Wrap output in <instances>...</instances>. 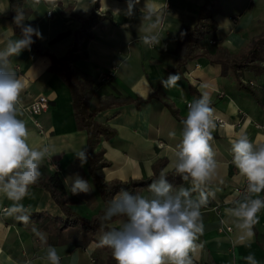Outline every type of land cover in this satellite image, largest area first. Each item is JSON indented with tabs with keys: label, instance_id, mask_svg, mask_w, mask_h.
I'll use <instances>...</instances> for the list:
<instances>
[{
	"label": "crops",
	"instance_id": "crops-1",
	"mask_svg": "<svg viewBox=\"0 0 264 264\" xmlns=\"http://www.w3.org/2000/svg\"><path fill=\"white\" fill-rule=\"evenodd\" d=\"M205 1L170 0V7L166 8L165 0H132L134 7L129 14V1L101 0L98 12L106 18L92 29L88 59L78 60L73 68L87 82L92 106L112 98H147L157 93L139 107L126 104L98 116L103 115L104 123L116 132L114 137L100 143L111 162L103 169L107 184L114 179L149 178L158 160L165 161L161 172L177 174L170 164L182 140L183 126L166 104L179 108L180 115L186 117L187 104L208 93L216 125L210 144L218 168L204 186L207 203L201 208L203 232L198 234L195 241L198 247L189 256L195 264H247L244 257L253 254L259 264H264V209L257 214L254 236L243 242L236 219L225 211L242 199L237 189L244 181L232 163L231 140L243 133L254 143H264V70L243 71L237 79L231 70H224L220 64H212L207 55H201L187 62L182 72L172 73L181 77L175 86L158 89L167 72L177 64L173 52L180 28L195 26ZM94 4L95 0H26L25 7L30 10L29 20L36 23L41 33L39 44L56 57H62L74 35L55 38L62 32L79 29L80 18L88 17ZM209 9L216 25V39L214 43L202 41V47L209 44L237 54L264 27V0H214ZM10 15V0H0V50L9 40L20 38ZM9 61L25 83L19 97L18 118L29 129L28 143L37 149L49 148L41 163L39 180L57 174L66 188L65 200L70 208L89 218L95 216L104 204L88 173V161L81 166L75 156L86 148V134L78 125L68 85L50 70V58L31 47L18 56H10ZM260 65L264 68V52ZM109 74H112L109 80L102 81V76ZM240 80L253 93L242 87ZM40 95L48 96L50 105L34 118L23 108ZM77 173L89 182L90 192L71 194V177ZM181 187L192 190L193 199L199 198L200 191L193 190L191 178L174 186L173 191ZM137 193L150 195L148 187L139 188ZM259 198L264 199V191ZM20 203L27 211L48 216L24 224L16 219L18 214H9L14 202L0 193V264H49L46 259L49 246L55 247L60 264H108L110 251L101 243L103 232L97 233L96 239L87 245H80L74 228L60 230L52 221V216L63 212L49 190L30 186ZM34 228L44 234L46 243Z\"/></svg>",
	"mask_w": 264,
	"mask_h": 264
},
{
	"label": "clouds",
	"instance_id": "clouds-1",
	"mask_svg": "<svg viewBox=\"0 0 264 264\" xmlns=\"http://www.w3.org/2000/svg\"><path fill=\"white\" fill-rule=\"evenodd\" d=\"M133 7L129 0V14ZM24 21L23 14L17 13L14 23L20 29V38L9 40L0 50V193L14 202L9 214H18L16 219L27 224L30 215L20 201L40 179L41 163L49 148H33L28 143L26 122L18 118L19 97L25 83L10 67L9 57L18 56L24 49L30 50L35 42L33 36L42 38L38 28ZM180 79L179 73L169 74L161 83L164 87H173ZM182 123V140L170 168L184 180L191 178L193 190H199L200 196L193 199L192 190L183 187L174 192L164 172L148 185L149 196L119 189L101 216L102 225L120 218L119 227L109 228L101 236V243L112 250L116 264H193L189 253L198 247L195 241L203 232L201 208L207 203L204 186L213 179L218 168L216 153L210 144L211 132L216 126L214 109L207 92L188 106ZM231 146L232 163L247 181V188L242 199L225 211L236 219L243 242L254 236L257 214L264 209V199L259 198L264 191V143H254L242 133L231 140ZM75 156L81 166L87 163L86 148L77 151ZM90 191L89 182L78 173L71 177L72 195ZM33 231L46 243L43 233L35 228ZM46 259L49 264H60L61 258L55 247L49 246ZM244 260L247 264H259L253 254H248Z\"/></svg>",
	"mask_w": 264,
	"mask_h": 264
},
{
	"label": "trees",
	"instance_id": "trees-1",
	"mask_svg": "<svg viewBox=\"0 0 264 264\" xmlns=\"http://www.w3.org/2000/svg\"><path fill=\"white\" fill-rule=\"evenodd\" d=\"M100 1L95 0L94 10L86 18H80L81 26L79 29L71 32L66 31L60 33L55 40H58L64 36L73 34L74 40L70 44L67 53L62 57H56L45 50L38 42V38L35 36L32 39L35 41L30 47L34 49L38 54L44 55L50 58L51 66L50 70L56 72L68 85L72 96V102L76 111V118L80 129L86 134V149L88 156V173L92 178L95 188L99 191L100 197L103 201L104 207L98 214L89 218L73 211L65 200L66 188L61 178L54 174L47 180H38L36 184L31 186L43 187L50 191L52 197L56 203L62 209L63 215L52 216V221L57 224L60 230L66 228H74L76 233V241L80 245H87L92 240H95V235L99 232H103L112 227H119L120 218H114L111 222L104 223L102 225L101 216L104 209L107 206L108 201L119 191L121 188H125L137 194L139 188L148 187V185L159 178L161 170L164 166V160H158L154 164V174L145 179L122 181L114 179L108 184L104 179V168L109 166V162L104 159L105 149L99 148L102 140H108L115 136L114 129L102 123L98 120V116L103 111L108 109H114L126 104H135L139 107L142 103H148L152 98L157 96V93H153L147 98H130L122 97L117 99H109L104 104L91 105L90 92L87 82L84 81L74 70L73 64L78 60L88 59V44L93 38L92 29L94 26L106 18L105 15L100 14ZM129 1V0H119ZM214 0H206L200 9L197 23L193 27L182 26L180 28V37L174 55L177 59L175 68L169 70L165 77L175 72H182L185 64L189 61L196 59L199 56L207 55L212 64H220L224 70H231L233 75L239 79L243 71H259L264 68L260 65L264 52V27L260 34L251 39V41L237 54L229 52L227 49L219 46H209V44L201 46V42L208 40L209 43L215 42L216 39V25L212 20L211 10L209 6ZM26 0H10L11 15L14 31L16 35L20 36V29L15 25L14 18L17 13H22L24 17V23L30 24L34 28H37L35 22L29 20L30 10L25 7ZM240 85L247 90L253 91L240 80ZM163 84L160 82L158 89ZM193 91V89H192ZM172 115L182 124L186 117L180 115L179 108L173 105L166 104ZM166 178L169 183L174 186H178L183 183V178L179 174H166ZM29 222L39 221L47 214L43 212H30ZM110 249V248H109ZM108 264H116V261L112 255V251L109 254Z\"/></svg>",
	"mask_w": 264,
	"mask_h": 264
},
{
	"label": "built area",
	"instance_id": "built-area-1",
	"mask_svg": "<svg viewBox=\"0 0 264 264\" xmlns=\"http://www.w3.org/2000/svg\"><path fill=\"white\" fill-rule=\"evenodd\" d=\"M165 5H166V8H169L170 7V0H165ZM212 43H214V41H212ZM110 76H112V74H109V76H102V81H108ZM190 104H191V102H189L187 104V106H189ZM49 105H50V99L48 98V96L40 95V96L36 97L30 105L24 107L23 110L27 114H29L35 118L36 116L42 114L44 111L48 110ZM34 121H35L36 125H39L38 121H36L35 119H34ZM217 121L220 124H223V121L221 119H218ZM246 188H247V181L244 178L242 186L237 189L238 195L241 198L245 194ZM227 230L230 231L231 228L227 227ZM193 264H195L194 261H193Z\"/></svg>",
	"mask_w": 264,
	"mask_h": 264
},
{
	"label": "rangeland",
	"instance_id": "rangeland-1",
	"mask_svg": "<svg viewBox=\"0 0 264 264\" xmlns=\"http://www.w3.org/2000/svg\"><path fill=\"white\" fill-rule=\"evenodd\" d=\"M260 34V33H259ZM98 120L100 121V122H102V123H104V121H103V115H101L100 116V118H98ZM99 148H102V147H99ZM104 159L106 160V161H108L109 162V164L111 165V162L105 157V155H104ZM109 165V166H110ZM67 202V201H66ZM67 204H69V202L67 203ZM70 205V204H69ZM109 251H110V253H111V249H109Z\"/></svg>",
	"mask_w": 264,
	"mask_h": 264
}]
</instances>
